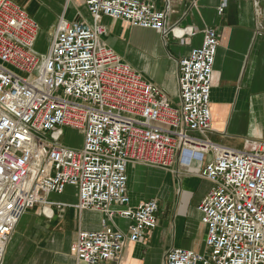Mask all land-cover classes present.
<instances>
[{
	"label": "built area",
	"instance_id": "obj_1",
	"mask_svg": "<svg viewBox=\"0 0 264 264\" xmlns=\"http://www.w3.org/2000/svg\"><path fill=\"white\" fill-rule=\"evenodd\" d=\"M86 6L93 25L62 19L49 49L39 52V23L13 0H0V264L22 217L69 186L80 213L107 217L99 231L78 230L76 264L118 261L127 242H139L158 223L156 200L129 206V166L170 169L186 151L212 157L201 172L212 186L198 206L205 248H172L165 264H264V141L237 150L208 138L216 30L205 29L201 47L179 60L175 106L106 45L101 23L123 20L168 38L177 31L167 26L169 4L164 11L144 0ZM67 129L83 136L80 148L62 143ZM116 217L130 221L127 233L111 225Z\"/></svg>",
	"mask_w": 264,
	"mask_h": 264
},
{
	"label": "crops",
	"instance_id": "obj_2",
	"mask_svg": "<svg viewBox=\"0 0 264 264\" xmlns=\"http://www.w3.org/2000/svg\"><path fill=\"white\" fill-rule=\"evenodd\" d=\"M13 1L39 23L40 37L43 29L47 30L50 43L62 19L69 24L80 20L93 25L86 0ZM144 1L160 11L169 4L172 11L167 26L177 31L163 38L156 31L102 17L101 23L107 29L103 37L106 45L177 106L178 62L201 47L205 29H215L220 45L212 79V131L208 138L237 150L264 141V0ZM224 1L227 6L220 12ZM179 30L194 31L196 35ZM211 158L186 151L170 169L129 166V206L136 208L156 200L158 223L139 242H127L120 259L107 264H165L172 248L204 251L207 229L198 206L212 186L201 175ZM48 199L50 205H38L22 217L3 264H76L71 246L78 230L99 231L107 219L102 212L80 213L75 207L78 196L74 187H67L60 195L51 194ZM58 205L68 206L61 210ZM110 223L124 233L131 225L121 217Z\"/></svg>",
	"mask_w": 264,
	"mask_h": 264
},
{
	"label": "rangeland",
	"instance_id": "obj_3",
	"mask_svg": "<svg viewBox=\"0 0 264 264\" xmlns=\"http://www.w3.org/2000/svg\"><path fill=\"white\" fill-rule=\"evenodd\" d=\"M49 33H47V30L42 31L41 37L38 40V44L36 45V49L39 52H46V47L50 46V39H49ZM62 143L68 147L71 148H80L83 144V136L75 131L67 129L65 130L64 137L62 138Z\"/></svg>",
	"mask_w": 264,
	"mask_h": 264
},
{
	"label": "bare ground",
	"instance_id": "obj_4",
	"mask_svg": "<svg viewBox=\"0 0 264 264\" xmlns=\"http://www.w3.org/2000/svg\"><path fill=\"white\" fill-rule=\"evenodd\" d=\"M48 48H49V47H48ZM46 214H48L47 211H46Z\"/></svg>",
	"mask_w": 264,
	"mask_h": 264
}]
</instances>
